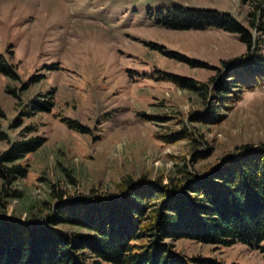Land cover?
<instances>
[{
	"label": "rangeland",
	"instance_id": "rangeland-1",
	"mask_svg": "<svg viewBox=\"0 0 264 264\" xmlns=\"http://www.w3.org/2000/svg\"><path fill=\"white\" fill-rule=\"evenodd\" d=\"M251 3L0 0V52L16 72L14 78L0 71L5 112L0 117V131L5 133L0 152L22 135L44 138L20 159L27 172L14 184L23 194L5 204V214L23 219L32 215V208L37 211L34 219L44 220L49 208L42 206L43 200L54 206L60 200L120 192L127 176H161L166 182L180 163L204 149L205 154L190 164L199 174L243 144L264 145V76L235 67L248 50L239 33L215 24L194 28L165 22L174 5L213 8L220 17L229 12L255 31L248 21ZM235 71L236 85L218 93V83L232 80L228 73ZM178 76L205 82L206 95L183 86ZM10 87L15 91L7 90ZM35 97L52 104L23 114ZM213 100L220 106V119H200ZM71 118L88 129L72 126ZM28 124L35 127L27 131ZM182 125L193 132V143L186 137L164 141L162 135ZM51 184L62 190L60 199L50 193ZM168 241L189 257L264 263V252L255 243L188 237Z\"/></svg>",
	"mask_w": 264,
	"mask_h": 264
},
{
	"label": "trees",
	"instance_id": "trees-1",
	"mask_svg": "<svg viewBox=\"0 0 264 264\" xmlns=\"http://www.w3.org/2000/svg\"><path fill=\"white\" fill-rule=\"evenodd\" d=\"M251 2L248 21L255 31L229 12L220 17L213 8L174 5L165 22L173 27L194 28L215 24L238 32L248 50L235 67L264 76V0ZM0 71L16 77L14 67L1 52ZM234 73H228L232 79L229 82L218 83V93L224 94L229 86L236 85ZM177 78L183 86L206 95L205 82ZM7 90L15 91L14 87ZM51 104L49 99L35 97L22 112L28 115L33 112L31 108L35 111ZM216 104L211 101L206 116L199 118L220 119V106ZM4 115L0 104V117ZM68 122L81 131L88 129L76 119ZM34 127L28 124L25 129ZM192 134L189 126L182 125L162 137L166 142L186 137L193 143ZM4 135L0 131V136ZM43 141L38 134L22 135L0 152V264H191L189 260L194 264H225L214 257H189L171 248L168 239L180 237L210 243H255L264 252L263 144H243L198 174L190 164L205 154L200 149L190 162L180 163L166 182L161 176H127L119 184L120 192L60 200L54 206L49 205V199L41 201L49 208L44 220H35L37 211L32 208V215L23 219L10 217L5 214V204L22 196V189L14 182L27 172L20 159ZM50 193L59 199L63 196L56 184H51ZM59 223L84 230L63 229L57 226Z\"/></svg>",
	"mask_w": 264,
	"mask_h": 264
}]
</instances>
